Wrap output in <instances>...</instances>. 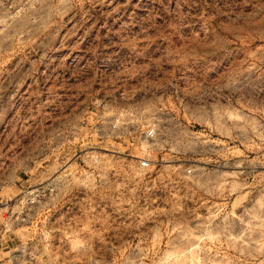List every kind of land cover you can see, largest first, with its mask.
Listing matches in <instances>:
<instances>
[{
	"label": "rangeland",
	"instance_id": "rangeland-1",
	"mask_svg": "<svg viewBox=\"0 0 264 264\" xmlns=\"http://www.w3.org/2000/svg\"><path fill=\"white\" fill-rule=\"evenodd\" d=\"M0 264H264V0H0Z\"/></svg>",
	"mask_w": 264,
	"mask_h": 264
},
{
	"label": "built area",
	"instance_id": "built-area-1",
	"mask_svg": "<svg viewBox=\"0 0 264 264\" xmlns=\"http://www.w3.org/2000/svg\"><path fill=\"white\" fill-rule=\"evenodd\" d=\"M140 166L143 167V168H146V167L148 166L147 161H142V162L140 163Z\"/></svg>",
	"mask_w": 264,
	"mask_h": 264
}]
</instances>
